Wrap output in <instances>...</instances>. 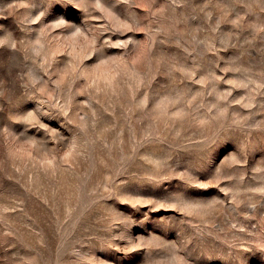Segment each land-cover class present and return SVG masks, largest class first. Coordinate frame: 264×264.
<instances>
[{
    "label": "rangeland",
    "instance_id": "obj_1",
    "mask_svg": "<svg viewBox=\"0 0 264 264\" xmlns=\"http://www.w3.org/2000/svg\"><path fill=\"white\" fill-rule=\"evenodd\" d=\"M0 264H264V0H0Z\"/></svg>",
    "mask_w": 264,
    "mask_h": 264
}]
</instances>
